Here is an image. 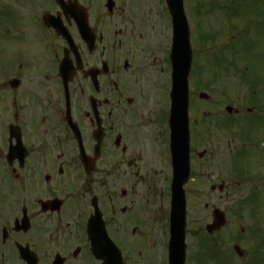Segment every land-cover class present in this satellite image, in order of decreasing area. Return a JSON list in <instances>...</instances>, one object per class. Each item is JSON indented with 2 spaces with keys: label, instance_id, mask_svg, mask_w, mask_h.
I'll return each mask as SVG.
<instances>
[{
  "label": "flooded vegetation",
  "instance_id": "af4514ba",
  "mask_svg": "<svg viewBox=\"0 0 264 264\" xmlns=\"http://www.w3.org/2000/svg\"><path fill=\"white\" fill-rule=\"evenodd\" d=\"M171 26L165 0H0V264H105L93 239L170 264ZM246 82L191 125L184 264H264V81Z\"/></svg>",
  "mask_w": 264,
  "mask_h": 264
},
{
  "label": "rangeland",
  "instance_id": "374dc122",
  "mask_svg": "<svg viewBox=\"0 0 264 264\" xmlns=\"http://www.w3.org/2000/svg\"><path fill=\"white\" fill-rule=\"evenodd\" d=\"M234 2L235 0H188V5L186 4L192 21V47L195 55H198L197 68L202 66L200 77L194 74L193 79V90L196 91L192 106L194 120L204 118L207 114L213 119L226 117V106L231 105L236 109L241 107L243 102H247L249 85L246 82V74L259 83L264 81V0H240L237 6ZM162 8L161 4V13ZM159 26L164 28L163 18L160 19ZM207 34L211 36L209 42ZM231 47L234 51H230ZM210 55L213 59L218 58L220 65H213L207 58ZM163 85L165 87L164 83ZM234 87L240 88L242 95H237ZM158 91L153 100L155 103H162V90ZM202 91L210 95L209 100L203 101L199 98L198 94ZM230 135L239 138L238 131L231 132ZM220 141L222 142V139ZM234 143L240 144V141ZM219 151L222 154L223 149ZM204 172L206 177L207 170ZM221 178L227 179L224 174ZM202 181L203 179L195 181L193 187H197L198 182ZM242 189L244 188H238L237 193H242ZM201 192L204 195L202 198H206L211 194V189L208 186ZM218 195V192L213 196L211 194L209 199L218 198ZM189 198L192 199L191 196ZM162 201L164 202V198ZM223 205L227 208L226 204ZM195 217L197 215L194 212L193 219Z\"/></svg>",
  "mask_w": 264,
  "mask_h": 264
},
{
  "label": "water",
  "instance_id": "95a60500",
  "mask_svg": "<svg viewBox=\"0 0 264 264\" xmlns=\"http://www.w3.org/2000/svg\"><path fill=\"white\" fill-rule=\"evenodd\" d=\"M173 17V90L172 119L173 127L188 131V85L187 77L191 65V47L189 41V26L184 12L183 0H167ZM180 130V129H179ZM183 133V131H182ZM189 141V133H187ZM182 183L176 180L173 193V225L171 239V264H183L184 261V202ZM111 264L116 261L110 253Z\"/></svg>",
  "mask_w": 264,
  "mask_h": 264
}]
</instances>
